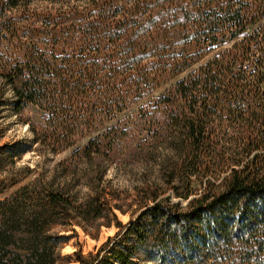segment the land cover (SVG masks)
<instances>
[{"label":"trees","instance_id":"trees-1","mask_svg":"<svg viewBox=\"0 0 264 264\" xmlns=\"http://www.w3.org/2000/svg\"><path fill=\"white\" fill-rule=\"evenodd\" d=\"M79 1L0 0V97L9 87L16 113L44 112L43 123L25 122L48 151L90 135L59 161L64 174L74 156L96 164L146 131L147 155L164 150L162 184L147 183L123 223L98 190L103 166L88 174L94 193L84 202L53 178L12 181L0 199V264H65L72 235L53 224L109 212L122 234L89 257L75 250L80 264H264V0ZM187 70L136 126L91 136ZM4 149L15 159L29 146Z\"/></svg>","mask_w":264,"mask_h":264},{"label":"rangeland","instance_id":"rangeland-1","mask_svg":"<svg viewBox=\"0 0 264 264\" xmlns=\"http://www.w3.org/2000/svg\"><path fill=\"white\" fill-rule=\"evenodd\" d=\"M64 3L78 4L83 1L31 0L30 6L31 8L58 7ZM13 15L15 16V14ZM17 17L20 19L21 15ZM188 71L162 84L143 98L132 101L124 111L118 112L112 120L93 131L91 136L101 133L111 126L124 128L127 124H133L137 116L141 115V108L156 106L159 93L171 87L179 77ZM11 95L10 88L5 86L0 97L2 100L0 101V199L10 194L18 185L29 180L53 178L55 185L58 184V187L68 190L78 202H84L94 193L93 187L88 183V174L94 175V172L101 168L99 166H103L105 175L100 180L101 185L98 190L99 188L105 190V197L109 200L113 212L123 223H127L132 218V214L135 215L138 212L146 184L152 181L162 182L160 162L164 150L157 144L152 148V155H147L148 151L145 147L149 143L144 137L146 131H144L145 134L137 132V135L129 132L125 145L117 148L113 156L97 159L96 164H90L86 158L74 156L69 162L74 173L64 174L62 166H58L59 161L71 156L74 148L85 142L90 135L75 145L56 153L46 150L39 143L34 144L32 141L33 132L25 120L31 119L34 122L43 123L44 112L36 105L31 104L24 112L16 113L11 105ZM17 141L24 142L29 146V150L27 149L21 157L12 159L6 154L4 146ZM12 181H17L18 185H9ZM163 187L167 193L171 192L166 185ZM115 222L114 215L109 212L107 215L92 220L75 216L72 221L60 219L54 223L53 230H60L72 235L61 248L62 254L67 256L65 264H80L75 257V250H81L84 255L89 257L97 252L108 237L113 238L118 233L121 235L123 230L118 229ZM74 228L76 232L73 230Z\"/></svg>","mask_w":264,"mask_h":264}]
</instances>
